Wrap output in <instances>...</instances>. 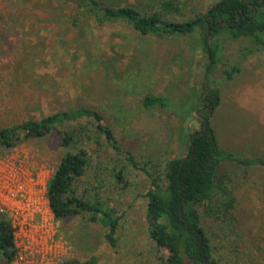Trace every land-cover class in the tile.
I'll return each instance as SVG.
<instances>
[{"label": "rangeland", "instance_id": "rangeland-1", "mask_svg": "<svg viewBox=\"0 0 264 264\" xmlns=\"http://www.w3.org/2000/svg\"><path fill=\"white\" fill-rule=\"evenodd\" d=\"M101 1L154 10L155 2L162 0ZM192 1L199 10L191 8L188 16L206 12L213 0ZM64 12L48 0H0V127L91 107L101 113L137 168L126 156L117 159L105 149L100 158L93 155V164L107 166L108 171L92 170L78 184L81 190L105 182V188L95 191L121 216L113 249L101 225L81 217L56 221L48 208L45 186L64 153L57 132L0 156V209L14 226L18 247L12 264L66 259L84 263L92 257L97 264H160L164 251L149 238L146 200L141 196L150 183L140 168L159 165L161 170L165 160L184 155V134L199 130L193 95L202 89L208 55L197 35L159 39L122 23L92 25L82 32L63 25ZM209 42L218 50L209 87L221 96L210 125L220 135L223 151L264 159V52L243 57L241 50L250 41L222 33L209 36ZM232 67L240 71L229 80L225 71ZM148 93L169 98L168 110H145L142 98ZM188 112L192 114L186 118ZM92 153L97 154L94 149ZM114 166H124L123 181L112 176ZM222 171L230 179L237 224L210 236L214 257L222 264H264V167L225 163ZM18 191L21 201L6 195Z\"/></svg>", "mask_w": 264, "mask_h": 264}, {"label": "trees", "instance_id": "trees-1", "mask_svg": "<svg viewBox=\"0 0 264 264\" xmlns=\"http://www.w3.org/2000/svg\"><path fill=\"white\" fill-rule=\"evenodd\" d=\"M48 1L50 5L64 8L63 25L82 32H87L92 25L103 27L122 23L142 36L159 39L197 35L207 55L209 49L206 71L210 64L211 67L215 65L218 53L209 42V36L222 33L235 40H249L250 45L241 50L243 57L256 51L264 52L262 0H213L206 12L199 11L193 16H188L189 12L199 8L192 7V0L156 1L154 10L129 5L114 7L101 0ZM239 71V68L232 67L230 71H225V76L231 80ZM204 86L205 81L199 93L194 91L193 113L198 109L196 120L199 130L192 133L188 130L184 134L188 138L184 155L165 160L161 170L159 165H151L150 170L140 168L150 183L141 196L146 200L149 238L157 249L164 251L159 253L160 264H222L214 257L210 236L216 237L225 228H231L237 224V219L234 194L228 186L229 176L227 171L219 173V170L225 163L241 168L264 167L262 158L237 157L219 147L210 119L221 103V96L217 88L208 86L204 95L206 102H203L200 97ZM169 104L166 96L148 93L142 98L145 110H168ZM191 114L188 112L186 118ZM53 131L61 136L64 153L46 184L50 212L56 221L81 217L87 223L101 225L106 230L104 239L111 248H116L121 216L113 207L104 204L95 191L105 188V182L81 190L78 184L92 170L104 167L108 171L107 166L93 164V155L100 158L105 149L112 150L116 158L126 156L125 160L133 168H137V164L118 145L99 111L91 107H75L0 127V156L8 155L29 140L44 138ZM92 149L97 154H91ZM123 172L124 166L111 169L116 181H123ZM17 254L11 223L0 214V262L12 264ZM57 264H97V259L92 257L84 263L66 259Z\"/></svg>", "mask_w": 264, "mask_h": 264}, {"label": "built area", "instance_id": "built-area-1", "mask_svg": "<svg viewBox=\"0 0 264 264\" xmlns=\"http://www.w3.org/2000/svg\"><path fill=\"white\" fill-rule=\"evenodd\" d=\"M19 187H20V185H19ZM5 193V192H4ZM45 193H46V189H45ZM19 194V195H18ZM18 194H16V195H14V194H10V193H8V192H6V195H7V197L10 199V197L11 198H13V199H18L19 201H21L22 199H23V195L21 194V192L20 191H18ZM45 199H46V194H45ZM46 203H47V199H46ZM47 205H48V203H47ZM0 214H2V215H4V211L2 210V209H0ZM11 223V222H10ZM11 226H12V229H13V235H14V242H15V246H16V248H17V251H18V247H17V245H16V241H15V233H14V226H13V224L11 223ZM17 258H18V254H17V256L15 257V260H17ZM14 260V261H15ZM63 261V260H62ZM61 262V261H60ZM57 263H59V261H55L54 263H52V264H57Z\"/></svg>", "mask_w": 264, "mask_h": 264}, {"label": "water", "instance_id": "water-1", "mask_svg": "<svg viewBox=\"0 0 264 264\" xmlns=\"http://www.w3.org/2000/svg\"><path fill=\"white\" fill-rule=\"evenodd\" d=\"M264 0H262L263 2ZM208 55H209V49H208ZM211 64H210V67H209V70L211 69ZM209 70H207L204 74V81H205V86L203 88V91H202V94H201V97L200 99L203 101V102H206V100L204 99V95L206 94V91H207V88L209 86V80H208V73H209ZM198 114V112L196 113ZM181 213V212H180Z\"/></svg>", "mask_w": 264, "mask_h": 264}, {"label": "crops", "instance_id": "crops-1", "mask_svg": "<svg viewBox=\"0 0 264 264\" xmlns=\"http://www.w3.org/2000/svg\"><path fill=\"white\" fill-rule=\"evenodd\" d=\"M217 134V133H216ZM218 138H217V140H218V145H219V147L221 148V149H224L225 150V148L222 146V144H221V141H220V135L218 134V136H217ZM224 139V138H223ZM53 172V171H52ZM52 172H51V175H52ZM50 175V176H51ZM50 178V177H49ZM48 181V180H47ZM47 184V183H46ZM45 189H46V186H45Z\"/></svg>", "mask_w": 264, "mask_h": 264}]
</instances>
